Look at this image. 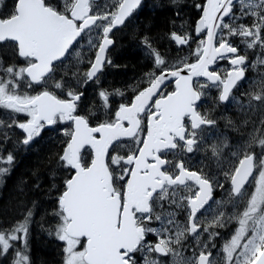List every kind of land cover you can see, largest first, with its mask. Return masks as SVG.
Here are the masks:
<instances>
[{
	"label": "snow or ice",
	"instance_id": "snow-or-ice-1",
	"mask_svg": "<svg viewBox=\"0 0 264 264\" xmlns=\"http://www.w3.org/2000/svg\"><path fill=\"white\" fill-rule=\"evenodd\" d=\"M145 6L0 0V187L43 153L0 210V264H37L34 233L40 264H264V0H153L162 35ZM125 39L145 68L108 84Z\"/></svg>",
	"mask_w": 264,
	"mask_h": 264
},
{
	"label": "trees",
	"instance_id": "trees-1",
	"mask_svg": "<svg viewBox=\"0 0 264 264\" xmlns=\"http://www.w3.org/2000/svg\"><path fill=\"white\" fill-rule=\"evenodd\" d=\"M151 3L152 2H149V5ZM162 3H166V0H162ZM171 15L172 13L166 7L152 9L147 6L146 9L143 10L140 19L143 21L145 17L153 16L155 20L153 34L162 35L166 30L167 19ZM122 44V47L118 45L117 49L113 52V60L119 67L108 68L106 70L107 75L105 76V80L108 84H115L116 86H120L125 81L131 82L132 79L138 76L145 68V58L141 48L127 39L122 41ZM54 135V133H49L48 137H53ZM42 154L43 153L30 151L18 155V168L14 171L11 180L7 182L6 186L0 187V210H2L8 202L9 193L12 190L13 184L21 174H27L29 169L39 162L38 157ZM32 255L33 258L37 260V264H40L41 260L53 261L56 259V249L42 234L34 233Z\"/></svg>",
	"mask_w": 264,
	"mask_h": 264
},
{
	"label": "flooded vegetation",
	"instance_id": "flooded-vegetation-1",
	"mask_svg": "<svg viewBox=\"0 0 264 264\" xmlns=\"http://www.w3.org/2000/svg\"><path fill=\"white\" fill-rule=\"evenodd\" d=\"M149 2H152L153 3V0H146V6H145L144 10L149 5ZM221 63L223 64V63H226V62H221ZM248 75H249V77H251L252 76V73H249ZM247 86H248V81L246 80L244 82L243 87L244 88H247ZM219 111L222 114H225V115H228V116H235L236 115V110H235L234 106L231 103L227 104L226 106L222 105L220 107ZM219 131H220V133L227 134L229 137H231V139H232L233 142H236L238 140V136L235 133H233L231 131V129H226L224 127L223 121L220 123Z\"/></svg>",
	"mask_w": 264,
	"mask_h": 264
}]
</instances>
